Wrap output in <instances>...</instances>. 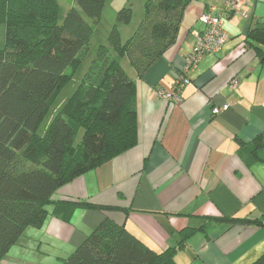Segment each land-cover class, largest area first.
Here are the masks:
<instances>
[{"label": "crops", "instance_id": "obj_1", "mask_svg": "<svg viewBox=\"0 0 264 264\" xmlns=\"http://www.w3.org/2000/svg\"><path fill=\"white\" fill-rule=\"evenodd\" d=\"M225 0H193L176 43L137 85L139 143L61 187L40 228L29 227L1 264H60L103 221L123 226L158 252L178 246V264H264V57L245 38L264 28V0H242L247 16L224 19L229 39L202 57L182 101L171 92L205 29L203 14L224 15ZM239 80L236 89L229 87ZM230 105L214 115V107ZM257 139L261 159L254 154Z\"/></svg>", "mask_w": 264, "mask_h": 264}, {"label": "trees", "instance_id": "obj_2", "mask_svg": "<svg viewBox=\"0 0 264 264\" xmlns=\"http://www.w3.org/2000/svg\"><path fill=\"white\" fill-rule=\"evenodd\" d=\"M73 1L64 15L59 0H0V264L27 228L43 225L61 187L137 146V85L120 59L128 57L143 78L176 43L193 0L145 1L142 21L125 42L120 27L131 23L133 10L121 8L107 43L43 130L90 52L94 29L85 18L99 23L107 0ZM245 42L264 47V28L250 30ZM257 50L264 57V48ZM197 231L186 228L178 246L158 252L106 219L62 264H178L177 252Z\"/></svg>", "mask_w": 264, "mask_h": 264}, {"label": "rangeland", "instance_id": "obj_3", "mask_svg": "<svg viewBox=\"0 0 264 264\" xmlns=\"http://www.w3.org/2000/svg\"><path fill=\"white\" fill-rule=\"evenodd\" d=\"M147 0H107L103 7L101 19L99 23L92 22L89 18H85L86 21L93 27V36L90 43V52L85 57L83 65L79 70L75 79L70 82L67 87L63 90L61 95L59 96L58 100L54 104L52 110L50 111L49 115L47 116L42 129L45 130L47 125L50 123L54 115H56L61 108L65 105V103L69 100V98L73 95L76 91L78 83L80 81V77L84 76L86 73L94 55L96 49L99 45L106 44L108 40V35L111 32L113 25L116 22V17L118 11L123 7H131L133 10V19L130 24L128 25H121L120 32L122 36L123 42L127 41L132 34L136 31L139 27L142 18L144 16V4ZM59 4L62 8V12L65 15L69 9L72 7H76V3L73 0H59ZM121 65L124 70L127 72L128 75L132 76L133 67L130 65V61L128 57H124L120 59ZM84 134V130H81L76 138V145L81 144L82 137ZM62 264V261L60 262Z\"/></svg>", "mask_w": 264, "mask_h": 264}, {"label": "built area", "instance_id": "obj_4", "mask_svg": "<svg viewBox=\"0 0 264 264\" xmlns=\"http://www.w3.org/2000/svg\"><path fill=\"white\" fill-rule=\"evenodd\" d=\"M244 4L242 0H225L224 7L226 13L223 15L214 13L216 6L212 7V12L203 14L200 21L204 24L205 29L201 32L195 33L196 43L192 51L186 57L183 74L178 79L173 92H166L158 90L157 97L167 100L170 103L178 104L182 101L181 92L190 84V75L195 72L201 62L202 57L207 54H215L222 50L223 46L229 39L227 32L224 29V19L228 18L233 13L247 16L243 10ZM239 85L238 79H233L229 87L236 89ZM230 105L225 104L222 107H214L212 112L218 115L223 111L229 110Z\"/></svg>", "mask_w": 264, "mask_h": 264}]
</instances>
